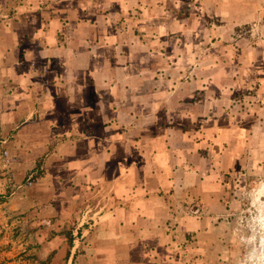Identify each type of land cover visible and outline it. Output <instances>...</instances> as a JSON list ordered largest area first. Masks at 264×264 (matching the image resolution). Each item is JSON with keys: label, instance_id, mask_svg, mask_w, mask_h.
<instances>
[{"label": "rangeland", "instance_id": "obj_1", "mask_svg": "<svg viewBox=\"0 0 264 264\" xmlns=\"http://www.w3.org/2000/svg\"><path fill=\"white\" fill-rule=\"evenodd\" d=\"M51 16L55 41L65 42L66 16L76 35L86 30L87 96L91 86L121 96L138 78L139 94L150 88L160 102L112 100L109 109L129 106L139 126L146 112L170 114L162 125L187 166L171 170L161 224L182 264H246L252 198L264 186V0H0V264H89L88 211L103 199L61 144L43 71L20 78L27 37ZM142 49L155 54L139 55L148 71L114 69ZM97 56L112 68L89 70Z\"/></svg>", "mask_w": 264, "mask_h": 264}, {"label": "crops", "instance_id": "obj_2", "mask_svg": "<svg viewBox=\"0 0 264 264\" xmlns=\"http://www.w3.org/2000/svg\"><path fill=\"white\" fill-rule=\"evenodd\" d=\"M66 18L63 43L55 41L59 34L57 17L51 16L49 28H34L27 37L28 53L19 70L20 78L25 81L34 71H43L40 78L46 82L49 93L56 94L53 118L58 130L67 135L61 144L72 145L74 162L80 166V172L84 173L86 181H96L97 190L103 194L100 204L94 208L89 205L88 217L93 222L87 226H94L93 231L86 229L89 264H182L179 246L169 241L165 226L161 224L167 205L165 200L173 195L166 190L175 181L171 170L187 166L186 159L181 158L185 156V148L174 146L172 133L175 132L162 125L171 116L149 111L146 112L148 120L139 126L138 113L127 110L129 106L125 105L124 111L109 109L106 103L112 100L129 105L140 100L152 104L160 102L158 94L150 88L139 94L138 78H133L130 89L121 96L113 97L105 92L96 94L94 86L87 96L86 30L76 35L71 27L75 24L69 16ZM69 26L71 30H67ZM76 38L81 40V47L76 48ZM5 46L0 47L3 56ZM35 46L38 49L34 50ZM32 51L38 52L40 59L37 61H42L35 67L30 56ZM135 53L138 56L130 65L122 68L116 64L114 69L129 71L132 77L139 71H148V64H144L139 55L146 53L153 58L155 54H149L146 49ZM102 58H90L88 69H111ZM123 120H129V125L118 126ZM183 175L186 177V172L182 175L179 172L178 183ZM191 221V224L196 223ZM180 225L179 222L174 230L185 228Z\"/></svg>", "mask_w": 264, "mask_h": 264}, {"label": "clouds", "instance_id": "obj_3", "mask_svg": "<svg viewBox=\"0 0 264 264\" xmlns=\"http://www.w3.org/2000/svg\"><path fill=\"white\" fill-rule=\"evenodd\" d=\"M253 207L258 211L248 221V235L244 243L249 246L246 264H264V186L253 195Z\"/></svg>", "mask_w": 264, "mask_h": 264}, {"label": "trees", "instance_id": "obj_4", "mask_svg": "<svg viewBox=\"0 0 264 264\" xmlns=\"http://www.w3.org/2000/svg\"><path fill=\"white\" fill-rule=\"evenodd\" d=\"M72 245V236L68 237V247Z\"/></svg>", "mask_w": 264, "mask_h": 264}]
</instances>
